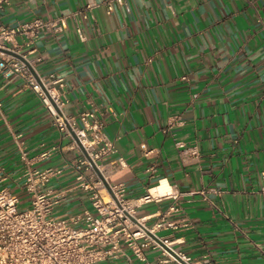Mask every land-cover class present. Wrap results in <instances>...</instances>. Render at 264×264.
Returning <instances> with one entry per match:
<instances>
[{"label":"crops","instance_id":"1","mask_svg":"<svg viewBox=\"0 0 264 264\" xmlns=\"http://www.w3.org/2000/svg\"><path fill=\"white\" fill-rule=\"evenodd\" d=\"M104 1L9 0L0 23L65 17L64 31L42 34L26 58L39 75L63 79L66 115L93 110L103 122L127 163L110 181L124 183L128 199L159 178L174 187L175 200L137 209L153 216L149 223L162 215L175 224L160 237L212 264H264V0H127L109 14ZM88 3L97 6L85 19L77 12ZM174 139L196 145L200 157L181 159ZM72 143L24 80L0 75V164L9 178L0 186L22 191V150L44 170L79 158ZM75 184L70 169L47 184L72 189L55 216L92 210ZM145 253L156 263L158 252Z\"/></svg>","mask_w":264,"mask_h":264},{"label":"built area","instance_id":"2","mask_svg":"<svg viewBox=\"0 0 264 264\" xmlns=\"http://www.w3.org/2000/svg\"><path fill=\"white\" fill-rule=\"evenodd\" d=\"M8 4L9 0H0V12ZM103 4L108 14L115 5L127 8V0H105ZM96 6L95 3H88L77 13L80 12L87 19V12ZM77 13L72 16L75 17ZM65 28V17H36L13 26L0 23V75L6 80H24L39 97L62 137L73 139L69 148L77 149L80 153L79 158L60 167L39 170L32 167L27 153L21 151V190L27 194L28 206L22 208L23 200L8 187L0 186V264H103L120 258L131 262L132 257L141 264H212L206 256L196 259L175 248V245L181 244L179 240L172 241L158 235L161 229L175 228L173 222L165 221L160 215L149 223L153 219L152 215H138L137 209L143 205L178 197L168 180L171 193L157 196L150 193L152 187L160 186L163 178H159L147 188L145 194L128 199L125 184H113L110 181V177L125 169L127 163L116 155L114 141L104 133L103 122L93 110L66 115L63 112L67 102L63 95V79L52 73L39 75L33 62L26 58L24 50H27L26 53L32 52V45L42 34L59 35ZM76 33L81 42L86 41L79 26ZM8 52L21 55L25 61ZM181 78L186 79L185 76ZM173 123L175 121L170 125ZM174 146L181 159L200 157L196 145H186L174 139ZM140 147L144 149L145 145ZM55 148L44 151L40 158L49 157ZM69 169L74 172L75 188L89 193L92 210L84 209L70 216H55V207L67 199L72 189L57 190L48 188L47 184L53 177ZM146 171L153 174L155 168L150 166ZM8 179L5 168L0 164V185ZM261 179L264 192V173ZM175 210L173 205L168 208L170 212ZM146 249L158 252L156 263L148 260Z\"/></svg>","mask_w":264,"mask_h":264},{"label":"bare ground","instance_id":"3","mask_svg":"<svg viewBox=\"0 0 264 264\" xmlns=\"http://www.w3.org/2000/svg\"><path fill=\"white\" fill-rule=\"evenodd\" d=\"M172 188L170 187L169 184H164L161 182L160 186L158 187H152L150 189V193L153 196H157L159 194H163V193H171Z\"/></svg>","mask_w":264,"mask_h":264},{"label":"water","instance_id":"4","mask_svg":"<svg viewBox=\"0 0 264 264\" xmlns=\"http://www.w3.org/2000/svg\"><path fill=\"white\" fill-rule=\"evenodd\" d=\"M9 54L15 56L16 58L22 60V61H25V59L21 56V55H18V54H15V53H12V52H8ZM75 141L77 142L78 146L80 147V149L83 151L81 145L79 144L78 140L75 138V136L73 135ZM84 152V151H83ZM152 236V235H151ZM153 239L157 240L156 237L152 236ZM158 241V240H157ZM159 242V241H158ZM160 243V242H159ZM161 244V243H160ZM161 246L166 249L170 254L174 255V253L167 247H165L163 244H161ZM175 256V255H174ZM178 259V258H177ZM179 260V259H178Z\"/></svg>","mask_w":264,"mask_h":264},{"label":"rangeland","instance_id":"5","mask_svg":"<svg viewBox=\"0 0 264 264\" xmlns=\"http://www.w3.org/2000/svg\"><path fill=\"white\" fill-rule=\"evenodd\" d=\"M17 190H18V188L16 190H13V193H15L21 200L22 199H27V194H26V192L23 189H22V191H17ZM27 206H28L27 204L26 205H22V208L27 207Z\"/></svg>","mask_w":264,"mask_h":264}]
</instances>
